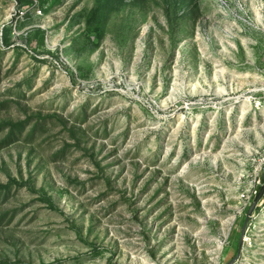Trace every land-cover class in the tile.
I'll return each mask as SVG.
<instances>
[{"label":"rangeland","instance_id":"1","mask_svg":"<svg viewBox=\"0 0 264 264\" xmlns=\"http://www.w3.org/2000/svg\"><path fill=\"white\" fill-rule=\"evenodd\" d=\"M264 0H0V264H264Z\"/></svg>","mask_w":264,"mask_h":264},{"label":"water","instance_id":"2","mask_svg":"<svg viewBox=\"0 0 264 264\" xmlns=\"http://www.w3.org/2000/svg\"><path fill=\"white\" fill-rule=\"evenodd\" d=\"M264 193V184L262 186V189H261V195Z\"/></svg>","mask_w":264,"mask_h":264}]
</instances>
